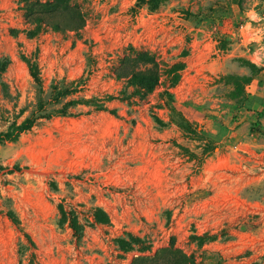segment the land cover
Returning <instances> with one entry per match:
<instances>
[{
    "label": "rangeland",
    "instance_id": "374dc122",
    "mask_svg": "<svg viewBox=\"0 0 264 264\" xmlns=\"http://www.w3.org/2000/svg\"><path fill=\"white\" fill-rule=\"evenodd\" d=\"M141 51L178 83L117 78ZM30 63L45 98L84 83L49 110L115 99L0 143V264H264V0H0V133L37 106Z\"/></svg>",
    "mask_w": 264,
    "mask_h": 264
},
{
    "label": "trees",
    "instance_id": "16d2710c",
    "mask_svg": "<svg viewBox=\"0 0 264 264\" xmlns=\"http://www.w3.org/2000/svg\"><path fill=\"white\" fill-rule=\"evenodd\" d=\"M42 6L48 9L59 7L53 3H46ZM65 11V18L58 20L55 24L56 27L80 29L84 26V18L78 10L75 8L65 7ZM161 65L162 64H160L159 61L151 55V53L148 51H141L138 52L136 56L123 58L116 67L114 74L117 78L123 77L136 79L148 85L157 84L160 76L166 74L170 86L176 85L180 80L182 64L177 62L166 69L161 68ZM28 71L37 89V106L20 123L12 122L6 131L1 132L0 143L16 140L20 134L29 131L40 119H49L53 116L73 115L74 113L71 111L72 106L92 103L95 104V110H106V106L103 103L115 99V97L111 95H107L104 98L94 99L75 98L63 103L61 108L49 110V104L59 103L63 96L81 91L84 83L82 81H72L68 83L63 81L56 82L50 87L49 94L51 97L45 98L43 97L45 90L37 66L33 63L28 64ZM164 93L169 95L168 91H164ZM170 102H172V100H170ZM157 121L160 123L159 120ZM215 148V145L210 143L208 146L203 148V152L209 154ZM189 155L192 158L195 157L192 154ZM2 169L3 168L0 166V170ZM166 256H172L173 258H165ZM134 264H196V262L193 258L179 249L163 248L151 258L136 259Z\"/></svg>",
    "mask_w": 264,
    "mask_h": 264
}]
</instances>
